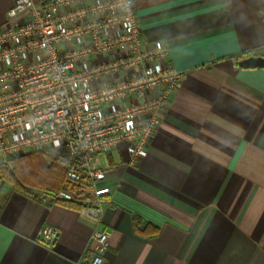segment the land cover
Listing matches in <instances>:
<instances>
[{"label": "crops", "instance_id": "crops-1", "mask_svg": "<svg viewBox=\"0 0 264 264\" xmlns=\"http://www.w3.org/2000/svg\"><path fill=\"white\" fill-rule=\"evenodd\" d=\"M13 2L0 0V28ZM133 4L183 72L147 154L130 163L123 142L101 156L111 194L97 224L0 185V264H87L96 230L109 233L103 264H264V69L238 66L264 58V0Z\"/></svg>", "mask_w": 264, "mask_h": 264}, {"label": "built area", "instance_id": "built-area-1", "mask_svg": "<svg viewBox=\"0 0 264 264\" xmlns=\"http://www.w3.org/2000/svg\"><path fill=\"white\" fill-rule=\"evenodd\" d=\"M182 78L163 43L143 38L133 0H14L0 28V163L55 151L90 194L80 215L97 224L111 194L100 157L123 142L130 163L145 157ZM58 236L41 231L49 249ZM108 236L92 233L87 264H103Z\"/></svg>", "mask_w": 264, "mask_h": 264}, {"label": "trees", "instance_id": "trees-1", "mask_svg": "<svg viewBox=\"0 0 264 264\" xmlns=\"http://www.w3.org/2000/svg\"><path fill=\"white\" fill-rule=\"evenodd\" d=\"M55 162V151H37L0 163V185L46 207L60 205L80 211L91 199L88 189L69 182ZM61 191L70 199L59 198Z\"/></svg>", "mask_w": 264, "mask_h": 264}, {"label": "water", "instance_id": "water-1", "mask_svg": "<svg viewBox=\"0 0 264 264\" xmlns=\"http://www.w3.org/2000/svg\"><path fill=\"white\" fill-rule=\"evenodd\" d=\"M238 66L243 69H264V58L249 57L238 62Z\"/></svg>", "mask_w": 264, "mask_h": 264}, {"label": "rangeland", "instance_id": "rangeland-1", "mask_svg": "<svg viewBox=\"0 0 264 264\" xmlns=\"http://www.w3.org/2000/svg\"><path fill=\"white\" fill-rule=\"evenodd\" d=\"M100 161H101V163H102V165H103V157L100 158Z\"/></svg>", "mask_w": 264, "mask_h": 264}]
</instances>
